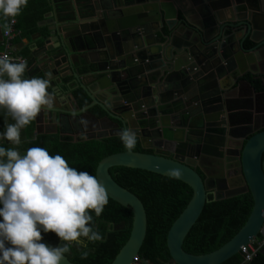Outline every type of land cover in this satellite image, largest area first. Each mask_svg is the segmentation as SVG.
I'll list each match as a JSON object with an SVG mask.
<instances>
[{
  "label": "water",
  "instance_id": "1",
  "mask_svg": "<svg viewBox=\"0 0 264 264\" xmlns=\"http://www.w3.org/2000/svg\"><path fill=\"white\" fill-rule=\"evenodd\" d=\"M67 5L69 18H60L55 8L57 23L50 20L58 52L48 46L41 54L58 76L72 75L90 103L75 115L42 108L34 136L43 132L42 124L63 134V117L77 122L96 105L104 115L89 116L116 130L91 129L81 134L84 139L128 127L141 148L151 150L125 149L97 163L95 176L109 198L132 213L129 237L110 264H130L147 230L142 201L109 173L117 166L172 177L191 188L166 235L168 264H221L237 254L257 238L264 220V110L258 109L264 90L243 78L249 73L264 82V0H91L84 14L72 0ZM232 175L241 184L216 189L212 200L249 192L247 220L217 249L186 252L183 241L209 201L208 182L217 186ZM40 242L56 247L44 237ZM61 264L73 263L65 256Z\"/></svg>",
  "mask_w": 264,
  "mask_h": 264
},
{
  "label": "clouds",
  "instance_id": "2",
  "mask_svg": "<svg viewBox=\"0 0 264 264\" xmlns=\"http://www.w3.org/2000/svg\"><path fill=\"white\" fill-rule=\"evenodd\" d=\"M27 3L0 0V13L14 18ZM4 27L10 29L7 23ZM26 69V60L14 62L7 54L0 56V107L15 121L6 124L0 139L17 146L20 130L34 121L43 107L54 108V97L48 91L51 74H47L49 79L23 78ZM117 135L129 152L135 148L134 130L126 127ZM170 172L180 175L179 169ZM108 199L109 193L97 176L70 167L60 154L31 147L21 155L17 148L0 147V264H61L70 243L46 246L40 242L41 230L84 248L87 243L82 237L92 243L103 242L104 237L92 227L89 210L99 217ZM88 255L83 252L81 258Z\"/></svg>",
  "mask_w": 264,
  "mask_h": 264
},
{
  "label": "trees",
  "instance_id": "3",
  "mask_svg": "<svg viewBox=\"0 0 264 264\" xmlns=\"http://www.w3.org/2000/svg\"><path fill=\"white\" fill-rule=\"evenodd\" d=\"M67 1L55 0V3L59 8L65 10ZM74 1L83 14L91 2V0ZM44 5H46V0L41 2L28 0L25 13L20 12L16 16V26L21 33V30L26 27L38 23L48 8ZM26 61L28 63V59ZM29 67L27 64L23 78L34 76L44 78L41 71L35 74L36 69L33 68L29 71ZM32 72L34 74L29 77ZM4 78L7 76L5 75ZM243 78L249 81L256 91L264 90L260 78L249 73H246ZM82 94L84 95L83 91ZM81 100L79 102L82 106L89 102L86 97ZM90 112L96 117L104 115V112L96 106L91 108ZM9 123H15V121L6 114V109L0 107V133L5 131V126ZM34 131L35 121H32L20 130L21 143L18 146L11 144L7 139H2L0 147L17 148L21 155L31 147H42L47 149L51 155L60 154L63 156L69 166L76 168L77 171H86L94 176L97 163L101 158L125 150L117 134L86 140L82 136L74 139L73 136L60 135L57 132L41 133L34 136ZM133 150L151 152V150L141 148L138 138ZM109 173L119 185L134 193L142 201L146 210L147 230L139 256L152 264L167 263L170 260V255L166 246V235L173 221L191 198V188L178 179L137 168L117 166L110 168ZM208 200L183 241L182 247L188 253H207L227 242L243 226L253 204L249 192L216 201L212 200V195L209 194ZM89 214L93 217L92 227L104 237L103 242L92 243L82 237L81 239L87 243V248H84L75 242L61 241L53 232L45 233L41 230V235L51 243H57L56 246L70 243V251L65 256L73 264H110L129 237L132 213L128 207L109 198L99 217L92 210H89ZM5 243L6 246H10L8 242ZM83 252L89 253L86 259L81 258ZM221 264H264V245L249 262H244L243 255L238 252Z\"/></svg>",
  "mask_w": 264,
  "mask_h": 264
},
{
  "label": "crops",
  "instance_id": "4",
  "mask_svg": "<svg viewBox=\"0 0 264 264\" xmlns=\"http://www.w3.org/2000/svg\"><path fill=\"white\" fill-rule=\"evenodd\" d=\"M38 2H41L42 0H36ZM94 1V0H92ZM74 4V8L76 9L77 4L74 0H72ZM47 10L42 15V18L38 21V23L34 26L26 27L25 29L21 30L19 35L15 36L12 39V46H11V55L19 58L28 59L29 64V71L34 68L35 74L38 72H42L44 79H49V76L47 74H51L50 77V86H49V93L54 97V107L58 110H67L72 111L73 114H79L81 109L84 107L81 105V102H79L81 99L83 100L84 96L82 94V89L78 87V83L74 79L72 75L63 74L64 77L62 78L57 75L56 70H52L49 68V61L45 60L44 57L45 54L42 53V49L46 50V47L50 46L53 47V51L58 52V41L56 39L54 31L50 30L52 27V24H50V20L56 22V16L55 8H58L61 14H59L60 18H69L71 15L69 13V10L66 12L65 10H62L59 8V6L55 3V0H46ZM27 6L22 7L21 13H25V9ZM66 9V8H65ZM68 9V5H67ZM16 18V17H15ZM9 18H5L2 13H0V53L3 50L2 41H3V32L5 30L4 24L8 23ZM68 23V22H65ZM16 25H17V19H16ZM47 41L49 42V45L46 44ZM48 53V51H47ZM33 72L29 75V77L34 74ZM66 75V76H65ZM83 76V74H82ZM7 79V78H5ZM70 95L75 100V106L79 110L73 108L71 103ZM87 98V97H86ZM88 99V98H87ZM81 100V101H82ZM89 100V99H88ZM90 103V100L88 104ZM87 104V105H88ZM86 106V105H85ZM96 106V105H94ZM92 106L91 108H93ZM98 107V106H96ZM87 110V113H83L80 115L79 120L76 121H68L67 118H62V122L60 127H62L63 134L60 135H69L73 136L74 139L76 137L81 136V134H84V132H88L91 129H96L97 132L99 131H105L110 133L112 130H114V127L108 126V123L104 122H96L91 116H89L90 109ZM43 109H47L46 107H43ZM93 114V113H92ZM96 116L95 114H93ZM35 121V120H34ZM76 122V123H75ZM107 126V128L105 127ZM101 128V129H100ZM103 128V129H102ZM51 130H54L53 125H47L42 124V133L51 132ZM86 130V131H85ZM35 131H36V123H35ZM34 131V132H35ZM2 139H0L1 141ZM168 264V263H163Z\"/></svg>",
  "mask_w": 264,
  "mask_h": 264
},
{
  "label": "built area",
  "instance_id": "5",
  "mask_svg": "<svg viewBox=\"0 0 264 264\" xmlns=\"http://www.w3.org/2000/svg\"><path fill=\"white\" fill-rule=\"evenodd\" d=\"M7 24L10 25V29H5L3 32V41H2L3 50L0 53V56L7 54L14 62H19L20 60H26L24 58H19L11 55L10 51L12 46V39L15 36L19 35L20 31L17 29L15 17L14 18L9 17ZM258 235L260 236L259 237L257 236V238L253 240V242L247 245L240 246L239 252L243 255L244 262H249L264 245V220ZM130 264H152V263L144 258H141L139 254H137L132 257Z\"/></svg>",
  "mask_w": 264,
  "mask_h": 264
},
{
  "label": "flooded vegetation",
  "instance_id": "6",
  "mask_svg": "<svg viewBox=\"0 0 264 264\" xmlns=\"http://www.w3.org/2000/svg\"><path fill=\"white\" fill-rule=\"evenodd\" d=\"M257 78H260V77H257ZM261 82L264 85V82L262 81V79H261ZM259 102L260 103L258 104V109L260 108L264 110V94L261 96V98H259ZM261 122H264V119H262ZM197 170L199 171V169ZM199 172L202 175V177L205 178V176L203 175V172L201 171ZM240 184H241V181L238 179V177L236 175H232V177L225 179L224 182H218L217 186L215 185V182L213 181L208 182L207 189H208V193L211 194L212 192L216 191V189L226 190L229 186H239ZM54 245H58V244L54 243Z\"/></svg>",
  "mask_w": 264,
  "mask_h": 264
}]
</instances>
